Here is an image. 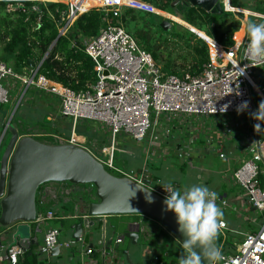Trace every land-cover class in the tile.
Segmentation results:
<instances>
[{"label":"built area","instance_id":"2783aa9c","mask_svg":"<svg viewBox=\"0 0 264 264\" xmlns=\"http://www.w3.org/2000/svg\"><path fill=\"white\" fill-rule=\"evenodd\" d=\"M8 2L19 3L18 5L10 4L8 13L22 10L28 14L36 13L38 15L33 28H40L42 18L47 13L58 29L59 38H67L79 17L92 10H101L105 13L103 18L105 25L95 37H80L82 39L80 46L75 41H70L73 48L84 52L94 63V78L86 91L77 93L41 75L39 71L42 63H35L34 68L28 66L23 74H20L0 60V106L8 103L13 104L11 116L5 120V130L8 129L10 122L12 123V119L19 111L29 90L35 88L41 91L44 97L34 103L41 102L47 107H53L57 101V116L72 124L71 136L68 139L54 136L53 142L50 144L48 140L51 139V136L43 134L39 135L41 139L38 140L39 142L48 145L69 144L83 148L102 163L112 175L128 178L166 197L168 193L160 192L152 186L147 169H143L141 172H127L115 164L117 139L130 137L140 142L148 140L149 147L154 148L157 145V136H159L157 131L161 132L162 138H171L176 127L171 128L170 122L177 121L181 125L183 116L194 118L197 121L203 117L206 124L211 127H216L213 123L217 120L216 118L224 120L236 118V123L231 122V125L235 130L245 131L248 157L235 170L233 179L245 190L252 207L264 214V139L260 138V134L254 127L256 123L260 122L251 116V113L258 111L259 103L264 101V59L256 61L255 66H252L242 55L247 43L246 23L249 21L247 18L241 21L242 27L234 33L232 37L234 43L229 47L221 45L204 32L212 42L201 38L208 45L210 62L203 67V71L198 75L193 76L188 73L176 76L162 71L153 56L139 47L133 35L124 27L122 21L124 11L135 8L126 0H64L57 2L18 0ZM23 2H32L34 5L25 7ZM91 2L98 3V5L87 7ZM52 3L66 6L65 11L56 9V12L60 14V19H57L55 14L49 10V4ZM221 3L225 13H243L245 15L242 10L228 8L233 7L232 0H222ZM248 13L247 17H251L253 21L264 22L263 14ZM239 31H243L240 43L235 38ZM47 56L48 53L45 58ZM241 71L243 75H241ZM5 83H11L14 90L17 85L21 86L22 94L16 96L15 101L10 98V89L5 87ZM237 85H239L238 88ZM14 90L12 89V91ZM237 92L240 94L237 95ZM36 97L37 94L32 93L28 101H34ZM229 101L231 104L227 111L221 112V108ZM243 101H248L249 107L238 114L237 106L241 105ZM86 123H92L96 128L103 129L104 134L110 132L109 145L103 148L105 154L102 156L103 158L97 157L92 149L86 146V141L77 138V127ZM221 125L225 126L226 124L222 123ZM261 126L264 130V123H261ZM188 138V132L182 136L185 141ZM220 158H224V154L220 153ZM223 204L226 205V202ZM106 218L108 217H90L87 213L81 216L82 223L87 228L95 225L101 226L104 239L101 264H115V261L121 264L122 261L113 244H121L123 238L119 236L114 240V237L110 238V243L105 245L108 229ZM54 219H56V215L52 211L46 215L39 214L34 225L41 230L43 226L46 227L43 231L44 245L40 246L41 250H46L49 255L53 249L58 248L60 256L72 245L70 242L61 240V232L58 228L49 226ZM220 222L218 236L222 237L223 259L219 261V264H264V221L258 232L244 234L243 241L233 252L225 250L227 246L225 232L229 231V228L225 221L220 220ZM137 229L139 233L144 231L142 222L134 219L129 230ZM84 233L83 231L79 238V245L84 244ZM92 245L79 249L80 255L85 257L95 254L96 251ZM25 251L20 246L10 247L7 255L11 264H18ZM155 261H158V258ZM89 262L96 264L92 260Z\"/></svg>","mask_w":264,"mask_h":264},{"label":"trees","instance_id":"16d2710c","mask_svg":"<svg viewBox=\"0 0 264 264\" xmlns=\"http://www.w3.org/2000/svg\"><path fill=\"white\" fill-rule=\"evenodd\" d=\"M146 4L153 5L154 8L163 12H168L171 14H175L172 9V6L177 3L176 0H166V2L162 5H159L157 1L159 0H141ZM49 2H57L50 0ZM239 0H232V5L237 9H244L239 6ZM18 5L19 3H11L0 1V5L2 10H5V5ZM96 4V3H94ZM25 7H31L34 5L32 2H23ZM160 7H159V6ZM179 8V7H178ZM56 9L61 11L66 10V6L62 4H49V10L55 14L57 19H60V14L56 12ZM260 12V10H258ZM263 13V11H261ZM179 15L180 20L189 24L190 26L205 32L209 37L215 39L218 43L225 47H229L233 45V34L236 33L239 28L228 29L223 28L226 23V20L231 16L230 13H225L223 15H212L210 13L205 12L200 8H187L182 7L180 13H176ZM105 13L101 10H92L88 13L83 14L79 19L75 22L74 26L68 33L67 38H59V32L55 25V23L50 19L47 13L42 18V24L38 29L33 28L35 23L37 22L38 15L36 13H25L22 10H16L13 13H8L4 17L0 18V40L5 43V52L7 53V57L4 60L6 64L10 65L7 60L12 59L13 65H10L14 68V70L20 74H23L25 69L28 68V61L32 60L37 64H41L39 73L46 78L62 84L64 87H67L77 93L86 91L88 85L91 83L94 78V63L92 59L87 56L84 52L80 51L77 48H73L70 41H75L79 46L81 45L83 38H91L98 35L100 29L105 25L103 22V18ZM173 16V15H172ZM110 17V14H109ZM155 15L148 12H137L134 9H126L123 13L122 21L124 24L142 22L141 28L134 30V39L142 49L149 52L155 62L158 60V55L156 54V47L152 45V28L154 26H158L147 21L148 19L154 18ZM176 17V16H175ZM30 18V20H29ZM130 18V20H128ZM28 19V21H27ZM161 31H165V29L159 25L158 26ZM187 37H191L192 43L189 46L192 49V53L190 56L191 62L187 67H184L185 70L182 74H179L180 71L174 70L173 65L170 63L167 65L164 71L168 74H173L176 76H183L185 74H191L193 76L200 74L203 71V67L210 62L209 57V48L208 45L201 39L197 40V37L187 33ZM56 43L51 50L49 48ZM48 56L45 58L46 54ZM38 103V102H37ZM34 103V106L37 104ZM41 103V102H40ZM44 108V104H42ZM53 107L49 108L48 113L50 117L53 116ZM24 113L21 115V121L18 126H15L19 132L21 137L28 136L30 134L27 133L25 129L24 122L26 121V116L23 117ZM46 116L44 118L45 123H49L47 121ZM23 118V119H22ZM55 121L57 125H61L60 127L56 126V128H60L62 131L68 132L69 135H65L63 133H45L51 136L53 139L54 136H63L64 138H69L72 132V124L66 123L65 120H61L60 116L55 115ZM64 122V123H63ZM64 124V125H62ZM95 127L94 124H84L83 126H78L76 133L78 136L85 137L86 135H90L87 130L91 131L92 128ZM51 131V129H48ZM70 132V133H69ZM92 133V132H91ZM43 135V134H42ZM39 137V136H37ZM93 139L97 138L98 140H102L101 135H96L92 133L91 136ZM106 146H102L105 148ZM48 185V184H47ZM56 185V184H55ZM60 185L74 187V188H82L83 191L78 192L77 198H80V202L83 206H87L96 201V192L95 189L90 185H72L69 183H63ZM46 186V185H44ZM42 186L39 189L37 196V208L38 214L46 215L48 212L52 211L56 214V219L52 221L54 227L58 228L61 233L64 230H68L69 232L73 231V226L78 225L81 220V214L78 213V210L81 208V205H76L75 202L68 207L63 205L60 207L61 213L56 212V203L55 201L49 200L48 202L43 201L40 197V192L42 191ZM78 200L76 199V202ZM133 217L135 220H141L142 216H123L121 219L125 221ZM118 218H114V221L117 223ZM145 221H149L147 218H144ZM143 225V223H142ZM32 237L36 235V230L31 225ZM121 229L120 233H124V227L118 226ZM154 238L162 237L164 242H167V239L170 238L168 233L165 230H160V232L154 234ZM220 241V240H219ZM222 241V237H221ZM215 244L218 246V243L215 241ZM41 246V244H40ZM40 246L36 244L31 246L27 251H25L24 256L20 259L18 264H42L41 257L43 254L41 250H39ZM161 256L158 258V261H155V264H179L178 259L181 257L182 252L174 253L170 249H167L166 244L161 247Z\"/></svg>","mask_w":264,"mask_h":264},{"label":"water","instance_id":"95a60500","mask_svg":"<svg viewBox=\"0 0 264 264\" xmlns=\"http://www.w3.org/2000/svg\"><path fill=\"white\" fill-rule=\"evenodd\" d=\"M181 1L187 8H200L212 15L225 14L222 0ZM141 10L155 13L152 9ZM174 23L176 22L165 17L161 26L167 29ZM28 66L34 68L35 62L29 60ZM11 124L10 122L8 129L5 130L10 132L11 140L0 161L1 228H8L19 223L21 226L28 225L31 231L30 224H34L39 216L37 208L39 189L47 184L69 183L90 185L95 189L96 201L87 207V215L90 217L143 216L156 222L175 240L185 239L178 231L175 214L166 210L164 196L151 190L154 202L149 203L146 200V187L128 178L112 175L87 150L69 144L48 145L32 137L21 138L17 128ZM131 191H135V196H131ZM72 229L73 239L77 243L83 233L82 221ZM36 231L43 233V230L38 227ZM7 234L11 235L10 232H5V235ZM31 236H23L19 231L15 235L25 240H29ZM123 238L135 247L138 246L140 241L138 229L135 231L125 229ZM36 245L40 246V243L37 242ZM18 246L22 247L21 243H18ZM1 250L0 242V252ZM197 251L200 250L197 249ZM41 253L48 254L46 250H41ZM59 253V249L55 248L49 255L58 257ZM123 255L127 264H134L129 252H124ZM204 264L208 262L205 261Z\"/></svg>","mask_w":264,"mask_h":264},{"label":"crops","instance_id":"0c3cea01","mask_svg":"<svg viewBox=\"0 0 264 264\" xmlns=\"http://www.w3.org/2000/svg\"><path fill=\"white\" fill-rule=\"evenodd\" d=\"M176 1L177 3H179L178 7L180 9L182 7H186L181 0ZM92 4L94 3H88L87 6H91ZM142 4L148 9H151L149 5L144 3ZM155 10L158 12H163L157 9ZM54 104L58 105L57 101ZM236 121V118L223 120L222 123L226 124L225 126L217 125V120L213 121L216 127L206 126L204 123H202L201 125H198L195 128L193 127V129L189 130V138L186 141L183 140L181 136L182 142L179 141L176 145H172L169 142L170 140H161L162 137L159 135L156 139L157 145L153 148V150L151 151V149L149 150V148L146 151L143 150L142 156L135 155L133 150H127V152L126 150H124V153L129 158V164L132 169L131 171L141 172L143 169H147L152 186L157 188L160 192L166 191L163 186L153 185L158 180H162L163 184L171 183L176 188L182 191L181 184L183 182V177H186L191 166L200 164L201 170L199 171L197 180L199 185H205L210 190L215 191L217 194L216 203L223 213L222 217H220V220L225 221L229 228V231L225 232L228 246L227 250L229 252H233L234 249L243 241L244 234L258 232L261 229L264 221V214L258 212L252 207L245 190L238 184H236L233 179L235 170H237L248 157L246 150L247 142L245 131L235 130L234 128H232L231 122L236 123ZM176 130L177 128L175 129V131ZM178 134L179 133L177 131L171 136V139L175 140ZM79 137H81L83 141H86L85 137ZM198 141H201L202 147L196 146L194 148V145ZM136 143L140 148L143 149V142L136 141ZM163 145H165L166 147H163ZM118 147L121 148L122 146L118 145ZM220 153L224 154V158H220ZM214 158H218L219 163L216 164H218L219 167H216V165L213 163ZM46 192L40 193V197L43 201L48 202V197H50L51 195L48 196ZM223 202H226V205H224ZM116 218H118L116 224L118 226L124 227L125 229L129 228L130 224L133 222V217L125 219V221L121 219V217ZM108 219L109 218H106L105 220L107 225H109ZM143 222L146 226L145 222L149 221L143 220ZM154 225L158 227L156 233H159L160 230H164L163 228H161V226L157 224ZM14 227L15 225L8 228L0 227V242L2 243V250L0 252V264H11L10 259L7 255V251L10 247L18 246V243H21L23 249L27 251L31 246L39 242L38 235H40V233L38 231H36V235H34L33 237L31 236L29 240H25L21 237H15L16 230L14 229ZM32 228L36 230V225L33 224ZM145 228L147 229V227ZM120 229L121 228L118 227V230H116L117 234H114V232H112V235L123 238V234L119 232ZM5 232H10L11 235H5ZM42 234L44 236V233ZM168 235L170 236V238L167 239L166 243L164 242L165 239L163 240L162 237H156L152 239L150 243L148 242L146 244H142L139 242V245L135 247L130 241L123 238V242L121 244H113V247L118 252V257L122 261L121 264H127L125 256L123 255L124 252H129V255L134 264H140L139 262L143 261H148L149 263L161 256V247H163V245L165 244L167 249H170L174 253L182 252L179 244H176V240L169 233ZM70 237H73V231L71 232L69 238ZM110 238L113 237H107L105 239L106 246L107 243L111 241ZM114 239L115 238H113V240ZM92 241L91 244H93ZM236 242H238V244H236ZM92 246H94V249L96 251L95 254L82 257L79 253L80 261L83 264H91L89 262L91 260L95 261L96 264H101V259H103L101 254L104 248V239H99L97 246H95V244H93ZM73 247L68 250H72ZM39 250H41V248H39ZM77 250V252H80L78 248ZM158 250L160 251L158 252ZM66 251L67 250H65L64 252ZM47 256L52 258L48 254ZM60 256H58L57 258L59 259ZM65 257L67 258L66 263L68 264L76 258V254L75 252L67 251ZM114 259L117 258L114 257ZM118 263L119 262L115 261V264Z\"/></svg>","mask_w":264,"mask_h":264},{"label":"rangeland","instance_id":"374dc122","mask_svg":"<svg viewBox=\"0 0 264 264\" xmlns=\"http://www.w3.org/2000/svg\"><path fill=\"white\" fill-rule=\"evenodd\" d=\"M0 1H5L8 3V1H6V0H0ZM48 1H50V0H48ZM52 1H56V0H52ZM127 1H130V0H126V2ZM136 1L142 2L141 0H136ZM165 2H166V0L157 1V3L159 5H162ZM142 3H144V2H142ZM238 3H239V6H241L242 8H246V10L238 9V10L244 11L245 15L243 13H239V14L230 13L231 16L226 20V23L223 26V28H228V29L240 28V27H242L241 21H244L245 18H247V20H249V21H253V19L251 17H249V18L247 17L248 12L264 15V0H239ZM144 4H146V3H144ZM147 5H149L154 12L159 14V15H157L156 13H152L155 15V17L152 19L147 18V21L149 23H152V24L159 26V25H162V22L164 21L165 17H171L168 15L170 13L165 12V13H168V14H165L162 12H158L154 9L153 5H150V4H147ZM9 6L10 5H5V10H2L1 5H0V18L4 17L6 14H8L7 10L10 8ZM141 9H144V8H142V7H135L134 8V10L137 12H147V11L141 10ZM172 9H174L173 11L176 13L181 12V9L178 8V4L173 5ZM258 10H260V12ZM261 11H263V13ZM148 13H150V12H148ZM176 13L171 14V15H173V19L176 22H179L180 24H185V22L180 20L181 18ZM177 17H179L180 19ZM128 20H130V18H128ZM179 23L178 24L174 23L173 25H171L167 29H165V31H161L158 26H154L152 28V36H151L152 39H151L150 43L156 47V54L158 55V60L156 61V64L162 70H165L167 65L170 63V65L175 66V67H173L174 70H178V71H180L179 74H182V72L185 70L184 67H187L189 65V63L191 62L190 56H191V53L193 51L192 49L189 48V46L192 45V43L190 42V40H192V38L187 37L186 34L190 33V34L196 36L197 40L201 39V38L199 36H197L191 30H189L188 28L180 25ZM141 24H142L141 21L135 22V23L131 22L128 24L127 23L124 24V27L126 28V30L129 33H131L133 35L135 29H138V27L141 28V26H142ZM190 27H192V26H190ZM192 28H194V27H192ZM194 29H196V28H194ZM197 30L198 29H196V31ZM199 31L203 32L201 30H198L197 32H199ZM239 32H243V31H239ZM235 38H236V35H235ZM5 57H7V53L5 52V43L0 40V60H4ZM7 61L10 65H13V63H14L12 59H9ZM5 87L10 89V98L12 99V101L16 100V96H20L22 94V90H21L20 85H17L16 90H14L15 88L13 87V85L11 83H5ZM12 89L14 91H12ZM32 93L37 94V97L34 101L29 102L28 99L31 98ZM43 95L44 94L41 91L36 90L35 88H31L29 90V92L27 93L19 111L15 114L14 118L12 119L11 125L18 126L19 122L21 121L20 117L24 113L25 115L28 114L25 118L26 121L24 122V126H25V129L27 130V133L30 135L23 136V137H32L36 140H41L37 136L45 134V133L48 134V132L59 133V134L63 133L65 135H69L68 132H66V130L62 131L60 128L59 129L56 128V126L60 127L59 125H57L55 118H54L55 115L57 114V111H58L56 104H54V106H53L54 112H53V114H51V115H53L51 117H50V114L48 113V110H49V108L52 109V107H47L45 105L43 108L42 103H40V102H38L34 106V102L39 100L40 98L44 97ZM12 109H13L12 103H8V104H4L3 106H0V161H1L2 156L4 155V153L6 151V148L9 144L10 140H11L10 132L7 131L5 133V128H6L5 120L7 118L8 119L10 118L11 113H12ZM46 116H49V117H47V121L49 123L44 122V118ZM181 119L183 120V123L181 125L177 121H172L169 124L171 128H173V127L177 128L176 131L173 130V132H172L173 134H175L177 131L179 133L177 135V137L175 138V140L171 139V138H169V139H165V138L163 139L162 138L161 140H168V141L170 140L169 142L172 145H176L179 141H181V136H185V134L187 132H189L190 129H193V127H197L198 125H201L202 123H204L206 126H209L206 124V120L203 117L200 118L199 121L195 120L194 118H187L185 116H183ZM216 119H217V125H221L222 121L224 120L222 118H216ZM66 122L70 123V121H68V120ZM208 122H212V121H208ZM261 128L263 130L262 126H261ZM48 129H51V131H48ZM87 132L90 135L85 136L86 146L88 148L92 149L93 153H95L97 157L103 158L102 156L105 154H104V149L102 148V146L109 145V143H107V142L109 141V138H110V132H107L106 134H104L103 129L96 128V127H93L91 131L87 130ZM91 132L95 133L96 135H99V136L101 135L103 140H98L97 138L93 139L91 137L92 136ZM259 134H260V138L264 139V131H262ZM157 135H161V132L159 130L157 131ZM23 137H21V138H23ZM79 138H81V137H79ZM80 140H82V139H80ZM48 142L50 144H52L53 139H49ZM142 142H143V144H142L143 149L140 148L138 146V144L136 143V141L131 139L130 137H127V138L119 137L117 139V144L122 146V147L120 148L117 145V148L115 150V164L124 171L132 172L131 166L129 164V158L124 153V150H126V152H127V150H133L134 154L138 155V156H142L143 150L146 151L148 148H149V150L151 149V151L153 150V148L149 147L148 140H144ZM196 146L202 147L201 141H198L194 145V148ZM163 147H166V146L163 145ZM213 163L216 165V167H219V165L216 164V163H219L218 158H214ZM200 166L201 165L198 164L195 166L193 165L189 168L188 174L186 175V177H183V182L181 184L182 191L184 190V188L186 186H191L193 184L199 185L198 180H197V176L199 175V171L201 170ZM113 174L116 175L115 172H113ZM153 185L162 186L163 182H162V180L161 181L158 180ZM83 190L84 189H82V188H74V187L64 186V185H60V184L55 185L52 183V184H48V185L44 186V188H42V191L40 193H45L47 191L46 193L48 194V196L51 195L48 198H49V200L56 202L54 204L56 205V208H57L56 212L57 213L63 212V211H60V209H59L63 205L68 207L72 204V202H75L76 205H78V204L81 205L80 207L82 209H79L78 213L82 215L84 213L85 214L87 213V206H83V204L79 201L80 198H77L78 192H76V191H83ZM76 199L78 200L77 202H76ZM114 218H116V217H109V219H108L109 225H108L107 234H106L107 237H114V238L116 237L115 235H112V232H114V234H117L116 230H118V225L116 224V221H114ZM141 219H142L141 222L143 223L142 226L144 227L145 231H143V232L141 231L139 233L140 234V241L139 242L142 244H146L148 242L150 243L152 241V239H154L153 236H154L155 232L157 231L158 227L156 225H154L157 223L150 220V223L145 222V224H146V226H145L144 222H143L144 217H142ZM132 220H134V219H132ZM49 226L54 227V224L50 223ZM145 227H147V229ZM23 228H26V230H23ZM14 229L16 230V232L19 231V233H21L23 236H31L32 235V232L28 228V225L21 226V225H19V223H17L15 225ZM45 229H46V227L43 226L42 230L45 231ZM83 231L85 232L83 234L84 244H81V245H75V244H79V243L78 242L76 243L74 241L73 237L69 238L71 232H69L68 230H64L63 233H61V240L62 241L70 242L72 244V247L75 245L72 248V250H67L68 252L72 251V252H75V254H76V258L73 259V261H71L68 264H83L80 261V257H79L80 252H77L78 251L77 248L83 249V248H85V246L90 245L91 244V237L93 238L92 243L95 244V246H97L98 240L103 238V232H102L100 225L99 226L95 225V226H92L90 228H87V226L84 224L83 225ZM229 239H230V237H229ZM38 240H39V243L41 244V246L43 247V245H44L43 234L38 235ZM216 242L218 243L217 247L220 250H222V244H221V237L220 236H217ZM236 244H238V242H236ZM227 247L228 246L225 247V250H227ZM159 251L160 250H158V252ZM66 252H64L59 257V259L57 257L50 258L47 256V254H43V256L41 257L40 260H41L42 264H67L66 263L67 258L65 257ZM139 263L140 264H155V260H153L149 263H148V261L147 262L143 261V262H139Z\"/></svg>","mask_w":264,"mask_h":264},{"label":"clouds","instance_id":"9594fccd","mask_svg":"<svg viewBox=\"0 0 264 264\" xmlns=\"http://www.w3.org/2000/svg\"><path fill=\"white\" fill-rule=\"evenodd\" d=\"M246 37L247 43L242 55L252 66H255L256 61L264 59V22L248 21ZM241 73L243 75L242 71ZM238 87L239 85H237ZM239 94L237 92V95ZM230 104L231 101L225 104L221 108V112H226ZM248 107L249 102L243 101L241 105L237 106V113L241 114ZM251 116L260 122L254 125L256 132L264 131L261 128V123H264V101L259 103L258 111L251 113ZM162 186L168 193L164 200L166 210L175 214L178 231L185 237L182 241L176 240V244L178 243L182 249V255L178 259L179 264H204L205 261L208 264H219L223 255L221 250L216 247L215 241L221 227L220 217L223 213L217 206L216 192L202 184L186 186L183 191L171 183ZM145 189L146 200L149 203L154 202L151 190ZM131 192V196H135V191Z\"/></svg>","mask_w":264,"mask_h":264},{"label":"bare ground","instance_id":"6f19581e","mask_svg":"<svg viewBox=\"0 0 264 264\" xmlns=\"http://www.w3.org/2000/svg\"><path fill=\"white\" fill-rule=\"evenodd\" d=\"M36 1H41V2H46V1H48V0H36ZM56 1H64V0H56ZM130 5H132V6H135V7H142V8H144V9H148L147 7H145L141 2H139V1H136V0H132V1H127ZM91 3H93V2H91ZM92 5H95V4H92ZM91 5V6H92ZM97 5H98V3H97ZM87 7H89V6H87ZM227 7H228V5H227ZM228 8H234V7H228ZM235 9V8H234ZM244 12V11H243ZM163 13V12H162ZM249 14V13H248ZM169 16H171V17H167V18H170L171 20H173L174 22H176L174 19H173V16L172 15H170L169 14ZM176 23H179V22H176ZM180 24V23H179ZM180 25H182V26H184V27H186V28H188L189 30H191L192 32H194L197 36H199L200 38H202V39H205V40H207L208 42H210V43H212L208 38H207V36H206V34L204 33V32H197L196 31V29H194V28H192V27H190V26H188V25H186V24H180ZM242 38H243V32H239L238 34H236V41L238 42V43H240L241 42V40H242ZM77 138L80 140L81 138H79L78 136H77ZM143 217V216H142ZM109 218V217H108ZM144 218H146V217H144ZM142 220V219H141ZM141 220H139V221H141Z\"/></svg>","mask_w":264,"mask_h":264}]
</instances>
